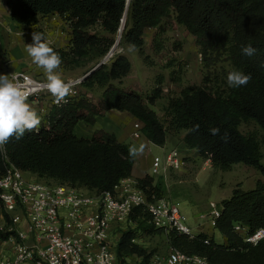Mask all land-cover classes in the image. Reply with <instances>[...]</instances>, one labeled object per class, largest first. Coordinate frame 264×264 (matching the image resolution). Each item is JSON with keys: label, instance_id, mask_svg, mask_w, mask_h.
Instances as JSON below:
<instances>
[{"label": "trees", "instance_id": "1", "mask_svg": "<svg viewBox=\"0 0 264 264\" xmlns=\"http://www.w3.org/2000/svg\"><path fill=\"white\" fill-rule=\"evenodd\" d=\"M5 5L11 21L26 28L37 25L40 18L59 16L71 29L69 55L81 59L95 52L97 65L114 46L126 10L121 42L141 55L145 32H161L165 21L173 20L196 38L205 75L200 86L187 87L169 101L165 127L150 108L160 98V90L145 100L112 84L131 71L128 58L117 55L110 65H102L83 80L82 86L88 91L94 87L103 90L100 102L72 99L38 130L25 132L19 140L13 137L0 150V177L13 165L46 183L68 184L96 195L113 191L132 175L131 146L103 131L90 139L74 133L79 122L93 124L110 110L130 113L142 123V136L155 146L164 147L168 133H184L186 147L195 150L200 159L209 160L214 168L228 171L241 164L264 176V0H5ZM248 44L257 49L251 57L242 52ZM222 63L250 74L251 80L238 88L220 83L211 70ZM247 122L260 128L261 141L240 131L241 124ZM197 124L199 130L194 131ZM213 127L220 129V135L210 134ZM225 131L227 143L221 139ZM137 187L149 201L164 198L150 176L137 180ZM219 209L213 230L221 235V244L205 232L190 238L155 229L146 209L136 208L127 229L120 231L115 249L119 262L132 264L130 260L136 257L143 259L141 264L147 263L154 255L147 253L137 238L165 235L169 248L204 257L210 264H264V240L253 245L235 231L236 225L247 235L264 229V183L258 182L247 191L234 189ZM5 223L6 228L11 224L8 216ZM9 234L0 228V238Z\"/></svg>", "mask_w": 264, "mask_h": 264}, {"label": "built area", "instance_id": "2", "mask_svg": "<svg viewBox=\"0 0 264 264\" xmlns=\"http://www.w3.org/2000/svg\"><path fill=\"white\" fill-rule=\"evenodd\" d=\"M1 27L0 14V36ZM46 39L50 45L53 44L50 38ZM118 53L116 50L111 55L107 54L101 62L103 65L109 64ZM13 74L21 79L30 77L38 88L46 83L26 72ZM88 74L66 81L74 84L71 94L65 98L66 102L57 105L52 95L44 89L29 96L28 102L39 101L48 94L52 108L59 112L72 99L78 98L77 88L82 86ZM142 128V123L137 121L131 137H143ZM182 166L184 161L173 149L167 152L164 161L159 157L153 159L151 174L159 176L169 169ZM139 207L146 209L150 224L155 229L165 233L176 231L190 238L196 236L177 203L166 197L149 201L146 193L137 187V181L130 178L122 180L113 191L96 195L68 184L37 181L11 165L0 177V228L10 233L6 239L0 238V249L2 254L5 253L0 264H121L115 252L120 231L127 228L131 213ZM5 216L11 222L8 228ZM219 216L220 209L212 203L208 219L213 228ZM202 227L204 225L200 229ZM235 231L244 234L245 241L253 245L264 240V229L247 235L244 228L236 225ZM115 232L118 234L113 236ZM113 238L115 243L112 242ZM143 264L210 263L204 257L170 249L166 257L153 256Z\"/></svg>", "mask_w": 264, "mask_h": 264}, {"label": "rangeland", "instance_id": "3", "mask_svg": "<svg viewBox=\"0 0 264 264\" xmlns=\"http://www.w3.org/2000/svg\"><path fill=\"white\" fill-rule=\"evenodd\" d=\"M1 3L2 8H4L3 2ZM67 26L60 17H43L39 19L38 24L32 30L42 32L45 38H50L53 43L50 46L54 50H59L58 52L62 54L60 56L62 60L61 66H64V70L62 71L61 69L60 74L65 82L77 78L78 75H86L91 68L93 70L97 66V61L94 59L95 52L81 59H75L69 55L68 46L71 29L67 28ZM60 35L62 36L60 37ZM58 36L60 38L57 40ZM144 40L146 43L144 55H141L138 51L122 43L119 33L115 37L114 45L118 41V55L128 58L131 63V71L125 78L113 81L112 84L125 91L135 92L145 100L152 95L153 91L160 90V98L150 108L155 111L160 121L167 127L165 111L169 101L177 98L183 89L197 87L202 84L205 69L199 46L196 38L183 27L176 25L173 20L165 21L163 31L161 32L157 29L147 30L144 34ZM56 44L58 45L56 46ZM71 60L72 62H70ZM233 70L235 69L228 63H222L211 71L214 78L215 76L218 77V81L222 83L223 81L227 82V74ZM33 77L46 82L43 69L41 68L37 75ZM77 90L79 94L78 98H85L91 100L93 103H98L97 101L103 93V90L98 87H94L91 91H88L83 86H80ZM50 97L47 94L39 100V102L47 103L45 110H38L40 112H37L42 117L41 119H45H43L44 121L41 120L39 127L47 124L49 118L57 113L51 106ZM240 131L244 135H253L260 141L262 139V132L254 122L242 123ZM75 133L79 138H87L85 135H79L78 131ZM183 136L184 133H168L167 138L170 149L153 146L152 156L159 157L164 161L168 152L167 150H173L181 146L180 143ZM262 154V164L264 165V147H262ZM182 160L184 161V166L176 171L167 170L164 182L166 187L164 190L161 189L162 194L179 205V208L187 217V225L193 229V233L197 235L205 232L209 236H213L216 243L221 244L223 241L221 235L213 230L210 219H208L210 205L213 203L219 208L221 201L229 198L234 189L239 187L245 191L251 190L258 182L264 183V176L254 168L241 164L234 165L228 171H222L214 168L211 162L206 164V161L202 159H198L196 162L189 156L182 158ZM32 177L37 181L44 182L38 180L35 176ZM203 225L204 228L200 229ZM116 234L118 233L115 232L113 236H116ZM112 242L115 243L114 238ZM136 242L147 253H153L154 256L161 258L166 257L171 249L168 246L165 235H140ZM142 261V258L136 257L130 260L132 264H141Z\"/></svg>", "mask_w": 264, "mask_h": 264}, {"label": "clouds", "instance_id": "4", "mask_svg": "<svg viewBox=\"0 0 264 264\" xmlns=\"http://www.w3.org/2000/svg\"><path fill=\"white\" fill-rule=\"evenodd\" d=\"M31 42L26 43L25 51L31 58L33 64L43 69L46 83L39 88L34 86L30 77L21 79L13 74L9 78L8 74H0V150L15 137L21 139L25 132L38 130L41 124V116L28 102L29 96L36 91L47 90L54 98L57 105L66 102L65 98L71 94L74 86L72 81L65 82L61 74L57 71L62 60L60 55L50 46V41L45 38L42 32H31ZM257 49L251 44L242 47V52L246 56H253ZM250 74H244L241 71L233 70L227 74V84L229 87L238 88L245 86L251 80ZM194 131L199 130V125H194ZM213 136L220 135V129L213 127L209 129ZM221 139L227 143L229 136L227 131L221 136ZM146 145L141 143L139 147L131 146L129 156L136 158L142 155Z\"/></svg>", "mask_w": 264, "mask_h": 264}, {"label": "crops", "instance_id": "5", "mask_svg": "<svg viewBox=\"0 0 264 264\" xmlns=\"http://www.w3.org/2000/svg\"><path fill=\"white\" fill-rule=\"evenodd\" d=\"M1 2H3L5 6L4 8H2ZM1 2H0V14L2 19V27H1V36H0V74H8L9 78L11 74L15 72H26L33 76H36L37 73L40 71V68L32 63L31 58L28 56V54L25 51L26 43L31 42L30 34L31 32H33L32 30L34 26L26 28L11 21L9 16V11L5 5V0L3 1L1 0ZM67 28L70 27L67 26ZM61 36L62 35H60V37ZM60 37L58 36L57 40ZM71 38L72 36L70 35V40ZM57 45L58 44H56V46ZM70 45L71 44L69 42V46H68L69 49H70ZM55 51L60 55V52H58L59 50L55 49ZM63 67H64L63 65L60 66V68L57 71L60 73L61 69L62 71L64 70ZM83 75L84 74L78 75V77H81ZM100 100L101 98L97 102H99ZM89 101L92 102L91 100ZM29 103L37 112H40L38 110L43 111L45 110V106L47 107L46 102L29 101ZM136 122L137 120L128 112H118L116 110H110L104 112L100 117H97L93 124L89 125L85 122H79L74 129V133L78 131L79 135L80 134L85 135V137H87L85 139H90L93 137L95 132L103 131L105 133L115 135L118 142L125 145L139 147L141 143L145 144L146 148L144 153L134 158V167L130 179L137 181L149 175L154 179L155 184L159 185L160 188L164 190V188L166 187L164 182L167 171L161 173L159 176H153L151 174L152 161L155 158L152 156V153H153V146L155 145L150 143L145 137H141L140 139H133L131 137V132L133 131V126ZM173 144L175 143L173 142ZM180 144L181 146H178L176 150L178 151V153H180L181 158H186L190 156L196 162L198 161V159H200L195 150H190L186 147L185 143L183 142V138ZM165 147L170 149L168 138L166 140V145L163 148ZM209 162L210 161L207 160L206 164H208ZM170 170L176 171L177 169H170ZM4 254H2V251L0 249V261L2 260Z\"/></svg>", "mask_w": 264, "mask_h": 264}, {"label": "water", "instance_id": "6", "mask_svg": "<svg viewBox=\"0 0 264 264\" xmlns=\"http://www.w3.org/2000/svg\"><path fill=\"white\" fill-rule=\"evenodd\" d=\"M129 2V0H128ZM126 17H127V10L123 16V19H122V22H121V26H120V29H119V34H120V38L122 37L121 34H122V31L124 29V25H125V21H126ZM118 43V41L115 43V45ZM115 45L112 47V49L109 51L108 55H111L113 54L116 50H115ZM103 65V62H100L89 74H91L93 71L97 70L98 68H100L101 66ZM88 74V75H89ZM87 75V76H88Z\"/></svg>", "mask_w": 264, "mask_h": 264}, {"label": "bare ground", "instance_id": "7", "mask_svg": "<svg viewBox=\"0 0 264 264\" xmlns=\"http://www.w3.org/2000/svg\"><path fill=\"white\" fill-rule=\"evenodd\" d=\"M119 38H120V34H119ZM118 48V44L115 45V50H117Z\"/></svg>", "mask_w": 264, "mask_h": 264}]
</instances>
